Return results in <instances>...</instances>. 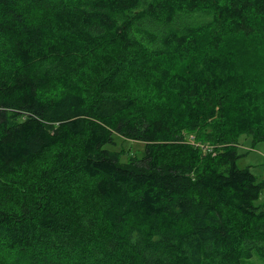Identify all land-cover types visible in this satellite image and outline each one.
Here are the masks:
<instances>
[{
  "label": "trees",
  "instance_id": "16d2710c",
  "mask_svg": "<svg viewBox=\"0 0 264 264\" xmlns=\"http://www.w3.org/2000/svg\"><path fill=\"white\" fill-rule=\"evenodd\" d=\"M246 134L264 0H0V264L264 258Z\"/></svg>",
  "mask_w": 264,
  "mask_h": 264
},
{
  "label": "rangeland",
  "instance_id": "374dc122",
  "mask_svg": "<svg viewBox=\"0 0 264 264\" xmlns=\"http://www.w3.org/2000/svg\"><path fill=\"white\" fill-rule=\"evenodd\" d=\"M115 141L116 143L109 147L116 150L129 149L135 151L139 157L143 156L145 150L144 143L127 140L119 136L116 137ZM239 152L242 156L238 160V165L240 167H249L259 180L264 182V141L255 143L251 135H243L240 139ZM258 202H264V186ZM245 264H264V258L254 255Z\"/></svg>",
  "mask_w": 264,
  "mask_h": 264
}]
</instances>
